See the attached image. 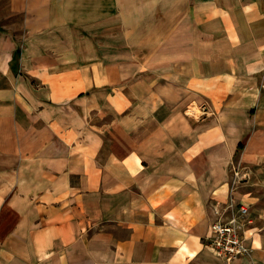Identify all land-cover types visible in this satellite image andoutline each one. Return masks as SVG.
<instances>
[{
  "label": "crops",
  "instance_id": "1",
  "mask_svg": "<svg viewBox=\"0 0 264 264\" xmlns=\"http://www.w3.org/2000/svg\"><path fill=\"white\" fill-rule=\"evenodd\" d=\"M259 228L264 0H0V264H264Z\"/></svg>",
  "mask_w": 264,
  "mask_h": 264
},
{
  "label": "built area",
  "instance_id": "2",
  "mask_svg": "<svg viewBox=\"0 0 264 264\" xmlns=\"http://www.w3.org/2000/svg\"><path fill=\"white\" fill-rule=\"evenodd\" d=\"M234 174L236 177H242L238 171H235ZM228 207L233 208V203H229ZM237 208V214L233 212L227 217L223 216V210L215 209L217 219L211 224V235L208 239V247L211 251L217 257L227 261L247 255L251 251L241 232L245 222L249 221V209L243 204ZM258 230L264 233V228Z\"/></svg>",
  "mask_w": 264,
  "mask_h": 264
},
{
  "label": "rangeland",
  "instance_id": "3",
  "mask_svg": "<svg viewBox=\"0 0 264 264\" xmlns=\"http://www.w3.org/2000/svg\"><path fill=\"white\" fill-rule=\"evenodd\" d=\"M235 175V174H234ZM242 177H243V175H242ZM241 178V177H240ZM240 204H243V205H245L246 207H248V205L247 204H244V203H240ZM239 204V205H240ZM250 222V221H249ZM241 232L243 233V228L241 229ZM244 234V233H243Z\"/></svg>",
  "mask_w": 264,
  "mask_h": 264
}]
</instances>
